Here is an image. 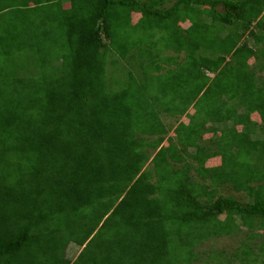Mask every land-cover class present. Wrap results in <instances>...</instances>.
<instances>
[{"label": "trees", "instance_id": "trees-1", "mask_svg": "<svg viewBox=\"0 0 264 264\" xmlns=\"http://www.w3.org/2000/svg\"><path fill=\"white\" fill-rule=\"evenodd\" d=\"M214 261L264 264V0H0V264Z\"/></svg>", "mask_w": 264, "mask_h": 264}, {"label": "rangeland", "instance_id": "rangeland-1", "mask_svg": "<svg viewBox=\"0 0 264 264\" xmlns=\"http://www.w3.org/2000/svg\"><path fill=\"white\" fill-rule=\"evenodd\" d=\"M171 4V3H169ZM137 18V16H136ZM186 25V24H184ZM236 195V194H235ZM244 239V236L242 234H239L237 236H234V237H224L220 240H217V241H212L211 243L214 244V246L216 245L215 247V250H223L225 251V255L224 256H228L229 258L233 257V253H235L237 247L240 245V241ZM259 239H256L255 240V243H259ZM209 248H211L209 246ZM82 248L80 246H78L77 244L75 243H70L67 247V250H66V255L70 258V259H75L80 250ZM198 264H203V263H198ZM210 264H219L217 263V261H214L213 263H210ZM227 264H241L240 261H232V263H227Z\"/></svg>", "mask_w": 264, "mask_h": 264}]
</instances>
